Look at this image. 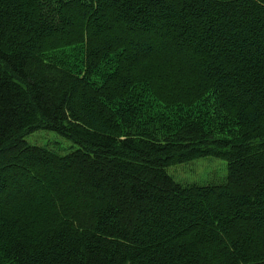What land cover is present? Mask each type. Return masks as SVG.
Wrapping results in <instances>:
<instances>
[{"label":"trees","instance_id":"16d2710c","mask_svg":"<svg viewBox=\"0 0 264 264\" xmlns=\"http://www.w3.org/2000/svg\"><path fill=\"white\" fill-rule=\"evenodd\" d=\"M0 264H264V0H0Z\"/></svg>","mask_w":264,"mask_h":264},{"label":"rangeland","instance_id":"374dc122","mask_svg":"<svg viewBox=\"0 0 264 264\" xmlns=\"http://www.w3.org/2000/svg\"><path fill=\"white\" fill-rule=\"evenodd\" d=\"M25 139L32 144L53 148L59 153L73 148L70 140L52 130L37 129L28 133ZM167 171L182 185L221 184L227 176V163L222 158L206 155L173 164Z\"/></svg>","mask_w":264,"mask_h":264}]
</instances>
